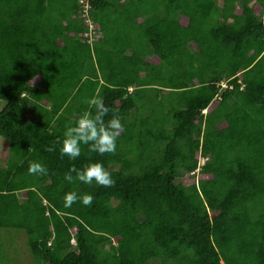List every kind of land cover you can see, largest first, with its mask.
<instances>
[{
	"label": "trees",
	"instance_id": "trees-1",
	"mask_svg": "<svg viewBox=\"0 0 264 264\" xmlns=\"http://www.w3.org/2000/svg\"><path fill=\"white\" fill-rule=\"evenodd\" d=\"M83 1L93 43L80 0H0V263L22 232L34 264H264V0ZM94 95L116 151H49ZM89 161L111 188L64 181Z\"/></svg>",
	"mask_w": 264,
	"mask_h": 264
},
{
	"label": "clouds",
	"instance_id": "clouds-1",
	"mask_svg": "<svg viewBox=\"0 0 264 264\" xmlns=\"http://www.w3.org/2000/svg\"><path fill=\"white\" fill-rule=\"evenodd\" d=\"M86 102L89 110L81 112L71 124L65 126L62 137L57 139L49 151L58 149L61 156H66L71 161H76L81 156L84 146H87L89 152L100 156L116 151L117 140L124 127L120 118L114 113L109 117L111 109L98 95H94ZM28 174L44 176L48 174V170L42 163L30 161ZM63 179L69 184L78 181L85 185L95 184L104 188H111L115 183L112 174L100 161H89L80 168L72 166L64 174ZM93 199L90 193L69 191L64 194L63 206L71 208L77 202L83 206H90Z\"/></svg>",
	"mask_w": 264,
	"mask_h": 264
},
{
	"label": "rangeland",
	"instance_id": "rangeland-1",
	"mask_svg": "<svg viewBox=\"0 0 264 264\" xmlns=\"http://www.w3.org/2000/svg\"><path fill=\"white\" fill-rule=\"evenodd\" d=\"M224 4V0H219L218 1V5L222 6ZM150 60L152 59L149 58ZM5 107V102L0 100V112L4 109ZM8 142L4 139H2L0 137V163L4 164L8 154H9V149H8ZM200 163H203V160L200 161ZM7 234L4 235V237ZM14 242L13 244H11V246L8 245V247H6V253L7 255L6 258L7 260L3 261V259H1V263L0 264H34L30 254L26 248L25 245V234L22 232H18L14 234ZM4 241L7 242V239L4 238ZM109 248V247H108Z\"/></svg>",
	"mask_w": 264,
	"mask_h": 264
},
{
	"label": "built area",
	"instance_id": "built-area-1",
	"mask_svg": "<svg viewBox=\"0 0 264 264\" xmlns=\"http://www.w3.org/2000/svg\"><path fill=\"white\" fill-rule=\"evenodd\" d=\"M80 4L84 6V12H83V17L86 18V24H88V32H85L83 35H78L77 37H83V39H88L89 43H93L94 41V36L97 34V26L95 23L89 19V10L90 6L88 5L87 2L80 0Z\"/></svg>",
	"mask_w": 264,
	"mask_h": 264
}]
</instances>
